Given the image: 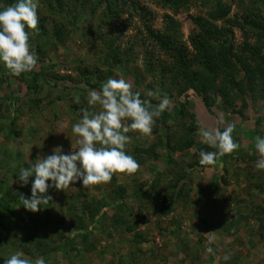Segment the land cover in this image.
<instances>
[{
    "label": "rangeland",
    "instance_id": "1",
    "mask_svg": "<svg viewBox=\"0 0 264 264\" xmlns=\"http://www.w3.org/2000/svg\"><path fill=\"white\" fill-rule=\"evenodd\" d=\"M134 1L144 8L143 15L125 9L121 6L122 0L120 5L119 0H100L102 8H99L94 16L91 15L96 8L93 0H86L84 5L81 2L76 4L77 12L81 13L79 18L77 16L78 24L86 21L89 16L94 18L97 24H109L106 12L109 14L117 12L121 16L118 20L121 24L118 27L108 28L107 25H102L101 31L97 34L102 42L104 38L119 37L116 42L117 45H121V51L117 53L119 62L114 63L113 67L100 66L96 56L88 52L98 47L92 46L90 49L86 40L78 37V33L82 31L78 24L76 25L78 28L74 29L72 36L67 37L66 42L54 46V41L65 26L56 28L54 24L53 29L49 22L45 26L51 29V33L45 44L40 38L30 35L31 49L36 53L39 46L46 52L44 58L37 55L38 61L34 70L37 71L43 65L47 70L43 81H36L37 89L33 93H27L24 78L20 75H10L4 63L0 61V219L7 221L9 226L7 229H0V256L8 259L17 251H21L25 257L31 258L34 264L38 259H42L44 264H102V261L104 264H132L129 258L134 260L141 258L143 261L149 249L153 250L152 256L155 255V259H159L156 260L160 261L158 264L170 262L168 255L175 250L188 258L190 264H211L213 256L216 259L215 264H264V239L261 238L262 244L258 241L259 236L256 237L263 224L256 218H250L248 213L250 211L248 208L254 211L261 209L262 214L264 213V172L261 171L263 177L259 174L255 178L253 174L252 182L259 185L253 187L249 179L250 173L258 168L254 162L252 166L242 164L245 176L232 180L236 183L226 187L223 181H218V176L220 178L223 174V167L218 168L214 163L211 165L199 163V152L204 144L200 135L201 129L215 127L224 129L227 125H233L232 136L238 129L244 133L240 138L238 134L234 136L235 139L238 138L239 145L243 147L246 145L253 154L258 153L255 138L264 137V83L258 86L244 84L241 90L234 93L233 108L227 105L228 101L224 100L218 91L215 92L222 87L221 78L212 81L211 89L207 90L210 94L205 90L197 92L193 89L182 93H176L175 90L166 93L162 86L161 71L166 67L163 61L165 64L168 63L165 54L167 51L151 38L148 32H152L153 35L164 34L179 25L180 36L186 40L192 28L190 16L203 15L204 9L197 5L186 10L184 7L172 10L164 8L157 0ZM221 1L228 4L232 0ZM237 1L230 3L229 15L218 18L216 25L227 27L224 21L235 13L242 20V11L250 8L249 12L256 8L264 12V0H241L240 3ZM244 2L245 5H241ZM242 6L244 8H240ZM231 28L233 35L229 42L237 46L242 42L241 33L237 27ZM129 50L131 52H128ZM109 71L110 75L106 77ZM57 75L63 79L57 78ZM110 77L125 79L132 84L133 91L140 92L141 98L150 99L153 105L159 104L164 97L169 99L170 103L165 111L170 115L176 113L179 115L175 121L169 119L165 122L168 126L167 132L172 137V144L176 142L175 149L171 152L174 161L163 168L161 161L164 160L166 151L159 145L158 161L154 160L150 166L141 167L132 174L114 173L112 178L115 181L86 188L83 187L82 181L70 184V188L63 191L50 187L47 195L52 197L51 201L42 204L37 212L26 210L20 199L11 205L15 215L11 210H5L9 195L6 194L5 188H2L3 184L13 196L19 197L18 189L19 191L25 189V198L31 196V183L35 177L34 175L30 177L29 183L21 187L18 180L21 167L31 166L38 155L41 157L51 155L52 149L56 146L62 147V154H68L78 147L77 136L72 132V126L81 119L80 110L90 107L87 104L88 92L93 89L101 90L102 83ZM150 91L156 95L147 97ZM77 96L80 98L78 104L74 102ZM204 97L212 101L210 107L204 105L202 101ZM181 105L184 106V112H179ZM240 112L244 114L243 117L238 114ZM193 114L196 121L192 118ZM210 116L211 120L207 121ZM220 119L226 123L218 124L217 121ZM257 119L262 122L257 123ZM161 120V115L156 118L150 135L137 131L126 133L132 138L126 145L127 154L133 156L136 148L142 149L152 142L159 143L158 139H161L163 144L165 132L161 130ZM242 127L246 131L242 130ZM254 127L258 133L253 137L249 136V144L244 143L242 140L246 139L248 130ZM204 151L208 152V149ZM153 165L157 167L156 172L151 170ZM169 169L173 170L172 174L170 173L172 170L167 173ZM177 172L183 175L179 178ZM12 173H17V177L14 178ZM51 183L49 181V184ZM113 183L115 184L112 186ZM242 183L252 186L250 192L253 201L238 200L240 207H237L231 201V197L244 193ZM147 188L152 192L146 198L143 194L148 193ZM163 190L169 200L176 198L179 202L166 217H158L148 208L154 205L153 201L161 200ZM113 192H117V195ZM120 194L121 198L117 199ZM98 196H103L109 205L103 209L104 220L115 219V223L120 227L126 228L130 225L133 231H123V228L117 229L109 226L107 222L102 223V227L93 231L87 240L77 239L82 245L79 246L82 249L81 254L77 253L80 261L72 260L67 257V253L75 254L74 248L70 249L67 241V235H73L67 232L71 222L66 221L68 215H65L66 220L63 222L59 219L67 209H71L72 212L75 209L77 214L82 213ZM121 201L122 204L119 205ZM235 215L241 218L235 226L225 224L230 223ZM24 222L35 232L38 239H47L48 242L43 246L45 254L32 257L34 250L30 255L24 252L26 243L22 235L28 233L23 227ZM225 225L232 233L220 230ZM62 232L65 238L63 235L59 236ZM138 233L140 237L136 238ZM137 247H141L139 254L134 252ZM209 247L213 249L212 253L207 251ZM85 254L88 259L82 258ZM106 254L105 260L102 259ZM225 255L230 256V259L225 261L223 259ZM182 256H175L174 259ZM208 256L212 257L211 260L206 259ZM89 259H92L91 263Z\"/></svg>",
    "mask_w": 264,
    "mask_h": 264
},
{
    "label": "trees",
    "instance_id": "2",
    "mask_svg": "<svg viewBox=\"0 0 264 264\" xmlns=\"http://www.w3.org/2000/svg\"><path fill=\"white\" fill-rule=\"evenodd\" d=\"M93 1L96 3V8L91 13L92 16L96 14L95 12L99 11V8H102L100 5V0ZM233 1L234 0L230 1V3ZM240 1L241 0H238L237 2L240 3ZM15 2L16 0H0V10H2L3 7L11 5ZM78 2H81L82 5H84L86 3V0H38L39 6L37 9V13L40 19L38 25L39 32L37 33L36 30L29 29V35L33 34L35 37L40 38L45 44L48 41L49 33H51V29L48 26H45L47 22L51 23L50 26L53 29L54 24H56V28H62L65 26L63 30L61 29V32L58 34L56 40L54 41V46H57V44L62 45V42H66L68 40L67 37L72 36L74 29L78 28L77 26L79 25L81 27L80 30L82 31H80V33L77 32L79 34H77L78 37H82L83 39H85L88 44L87 47H90V49L92 46L98 47V49L93 51L89 50L88 52H90L93 56H96L98 64H100V66L102 65L113 67L114 63L119 62V55H117V53L118 51H121V45H117L116 43L117 38L119 37L113 36L104 38L102 42L97 34H99V32L101 31L102 25H107L108 28H112L113 26L118 27L121 24L118 22L121 16L118 15L117 12H115V14H109L106 12V18L111 24H97L95 22V19H92L90 16L86 21L78 24L76 20H78L81 15L80 11L77 12L76 8V4ZM120 2L121 0H119V5ZM157 2L164 8H169L172 10H180V8L182 9L183 7L186 10L191 6L195 7L197 5L199 8L204 9L203 15L197 14L190 16L192 28L190 29L189 35L187 36L186 40H184L183 37L180 36L179 25L175 26L174 29L171 28L164 34L157 33L156 35H153L151 34L152 32H148L150 37L158 42L167 51V53L165 54L167 55L168 63L165 64V62L163 61L166 67L161 71L163 79L162 86L166 93H171V91L173 90H175L176 93H182L189 89H193L197 92H203V90L207 92V90L211 89L212 81L217 78H221L222 87L215 92L218 91L219 95L224 100L228 101L227 105L233 108L232 106L234 105V93L237 90H241L244 84L247 86H258L264 83V12L260 8H256L252 12H249L251 8L242 11V20H240L239 15L235 13L231 18H227L226 21H224L227 27L224 25H221L220 27L216 25V21L218 18H224L225 16L229 15L228 13L229 11H231L230 3L224 4L221 0H157ZM241 5H245V2L244 4L241 3ZM121 6H123L127 10H132L139 15L144 14V8L134 0H122ZM240 8H244V6ZM48 19H50V21H48ZM232 26L237 27L241 33L242 42L237 46H234L233 43L229 42V38L233 35V30L231 28ZM133 50L134 48L131 49V51ZM131 51L129 50L128 52ZM152 52L151 55L153 54ZM36 53L40 58H44L46 52L44 51L43 47L40 48L38 46ZM147 53L150 54V52ZM144 57L146 58L145 55ZM169 63L170 66L167 67ZM39 64H41V61L39 62ZM45 69L46 67L43 65L40 66L37 71L33 69L31 72L21 73L20 76L21 78H24L27 93H33L37 89L36 81H43V79L47 75V70ZM108 75H110V71L108 72L106 77H108ZM57 78L63 79L60 75H57ZM202 101L207 107H210V105L212 104V101H210L209 98L207 99L204 97L202 98ZM179 112H184V106L181 105V110ZM238 114H241L240 116L242 117L244 116L242 112ZM161 116V130H164L163 133L165 132L163 135V144L161 139H158L160 141L159 143L152 142L149 145L142 147V149L136 148L135 153L133 152L134 154L132 155L140 165L139 168L150 166L149 164L154 160L158 161L160 153L157 148L159 145L160 147L162 145L166 151V156L164 160L161 161L163 164V168L167 167L174 161V159L171 158V152L173 151V149H175L174 147L176 146V142L174 143V145L172 144V137L170 136L171 134L167 132L168 126L165 125V122L169 119L175 121V119H177V116L179 115L177 113L175 115H170L166 111H163ZM192 118L194 119V121H196L194 114L192 115ZM257 120V123L262 122V120ZM220 130L223 131L224 129L220 128ZM252 130V134L255 136L256 133H258V130H255V127ZM233 140L239 145L237 141L238 138L235 139L233 136ZM201 147L202 150H205L207 148L208 151H218L217 148L205 143L202 144ZM260 159V155L258 156L256 153L253 154L249 151L246 152V148L239 145V147L233 152L218 156L215 160L214 166H217L218 168L223 167V174L220 175V178L218 176V181H223L224 186L226 187L232 183H236L235 181L232 182V180H238V178H243L242 176H245V172L243 168H241L242 164L252 166V163L254 162V164L256 165V163ZM151 170L156 172L157 167L153 165L151 167ZM170 170L172 169H169L167 173ZM261 171L264 172V170L262 169H256L255 172L251 171L252 173H250L249 177L250 181H253L251 180L253 174L255 178L259 174L263 177V172ZM170 173L172 174L173 170ZM160 174L163 175L162 172H160ZM182 175V173L180 174L177 172V176H179V178ZM12 176L16 178L17 173H12ZM113 181L115 180H113L112 178L111 182ZM47 183H49V181ZM114 184L115 183H113L112 186ZM252 184L254 185L253 187L259 186L257 182H252ZM242 187L244 189V193L231 197V201L237 207H240V205L237 203L238 200H250L251 202L253 201V195L250 192L252 186L242 183ZM2 188H5L6 194L9 195V198L6 201L7 205L4 207V209L7 211L11 210V212L15 215V213L13 212L14 208H12L11 205L14 204V202L17 201L19 197H16V195L13 196L10 190L6 189V186L4 184L2 185ZM149 188L151 187L149 186ZM149 188L146 189V191L149 190L148 193L143 194V196L146 198L147 196H150L152 192ZM164 191L165 190H163L161 200L155 202L153 201L154 205L148 208L153 215H157L158 217H166V215L171 213L176 204L179 202L177 201L178 199L176 200V198H171L169 200ZM19 192L25 197V189H22L20 191L18 189V193ZM114 194L117 195V192H115ZM121 196L122 195L120 194V196L116 198L119 199L121 198ZM93 200L94 201H92L80 214H77L75 209H73V212L71 211V209H67L65 214H62L63 217L59 219L60 221L63 222L64 220H66L65 215H68V219L66 221L71 222V225L67 232L68 234L72 233L73 235H67L68 241L72 240L74 237L87 240L89 236L92 235L93 229L98 230V228L102 227L99 223L102 219L104 220L103 217H105L103 209L107 208L109 205L108 202L104 200L103 196H101L100 198H94ZM118 204H122V201ZM248 209L250 210H247L250 218H256L263 224L262 228L260 227L258 230V235H256V237L259 236L258 241L263 244V240H261V238L264 239V213L262 214L263 210L255 209L254 211L251 208ZM233 219V221L231 220L230 223L226 222L225 224L235 226L237 221H239L241 218L235 215ZM115 221V219L109 218V221L107 220V223L109 226L112 225L114 227H117V229L123 228V231H133L130 225H127L126 228L122 226L120 227L115 223ZM8 227L9 226L7 221L0 219V229H7ZM23 227L24 229H27L28 232L27 234L22 235L24 237L23 240L26 243L23 249L24 252L30 255L34 250L35 252L31 255L32 257L45 254V249H43L45 247L43 246H45L48 242L47 239H38L37 235L34 234L35 232L31 230L30 226L26 222H24ZM225 227H227V225H225L223 228L220 227L221 229H219L222 232L228 231L229 233H232V230H227L228 228ZM59 236L65 238L63 232ZM135 237H140L139 233ZM137 251L138 250L134 252ZM5 260L6 259L0 256V264H4Z\"/></svg>",
    "mask_w": 264,
    "mask_h": 264
},
{
    "label": "clouds",
    "instance_id": "3",
    "mask_svg": "<svg viewBox=\"0 0 264 264\" xmlns=\"http://www.w3.org/2000/svg\"><path fill=\"white\" fill-rule=\"evenodd\" d=\"M38 6V0H16L0 10V61L10 75L31 72L37 65L38 56L31 49L28 30L39 32ZM155 95L151 91L147 93V97ZM74 102L80 103L79 96ZM169 103V99L164 97L159 104L153 105L150 99H142L140 92L133 91L132 84L123 78L110 77L102 83L101 90H90L87 95L90 107L80 110L82 117L72 126L78 147L72 148L73 151L68 154H62V147L56 146L51 155H38L31 166L20 168L18 180L21 187L29 183L30 177H35L31 183V196L25 198L19 194L21 204L26 210L37 212L42 204L51 201L52 197L47 195L50 187L63 191L70 188V184L82 181L86 188L110 182L114 173L136 172L140 165L125 150L132 139L126 133L137 131L150 135L156 118L167 109ZM217 123L226 122L220 119ZM233 127L227 125L223 131L219 127L200 130L203 142L218 149L215 152L201 150V165H211L218 156L231 153L239 147L233 140ZM249 130L253 133L252 129ZM255 146L261 156L256 167L264 170V137L257 136ZM207 251L212 253L213 249L209 247ZM223 259L227 261L230 256L225 255ZM4 264L34 262L17 251ZM35 264H44V261L38 259Z\"/></svg>",
    "mask_w": 264,
    "mask_h": 264
},
{
    "label": "crops",
    "instance_id": "4",
    "mask_svg": "<svg viewBox=\"0 0 264 264\" xmlns=\"http://www.w3.org/2000/svg\"><path fill=\"white\" fill-rule=\"evenodd\" d=\"M211 116H210V118L209 119H207V121H210L211 120ZM241 127V126H240ZM243 129H244V127H242ZM249 131V133L251 134V137H253L254 135L252 134V132L250 131V130H248ZM237 133L235 134L234 133V135L233 136H237V134L239 135V138H240V135H244V133L240 130V132H239V129H238V131H236ZM247 133V132H246ZM250 134H248L247 133V137H246V139L245 140H242L244 143H248L249 144V135ZM242 138H244V137H242ZM254 140V139H253ZM244 147L246 148V152H252V150L250 151V148L249 149H247V146L246 145H244ZM253 153V152H252ZM257 153V152H256ZM258 154V153H257ZM98 198H100L99 196H98ZM107 222V220L105 219V220H101V222L99 223L101 226H102V223H106ZM93 231H95V229H93ZM74 239V240H73ZM72 240H70V241H68V245H69V248L71 249V247H73L74 248V253L75 254H70V253H67V257L68 258H70V259H72V260H77V261H80V258H78V255H77V253H79V255L81 254V248L79 247V246H82V245H80L79 244V242L77 241V239L79 240V238H73ZM138 249V251L136 252V253H138V252H140V249H141V247H137ZM148 248H150V247H148ZM77 249H78V252H77ZM146 249V248H145ZM119 251V250H118ZM147 251V250H146ZM145 251V252H146ZM148 251L149 252H147L148 253V255H146L145 256V259L143 258V261H141V258H139V259H133V258H129V261L132 263V264H139V262L141 263V264H158V262H160V261H156V260H159L158 258L157 259H155L156 258V256L155 255H153L152 256V252H153V250H149L148 249ZM146 253V254H147ZM139 254V253H138ZM154 254V253H153ZM141 255V254H140ZM182 256V253L181 252H178L177 250H175V251H173V252H171V254H169L168 255V258L169 259H171V261L169 262V261H166L165 262V264H190V261H189V259L188 258H185V257H180V258H176V259H174V257L175 256ZM105 256H107V254L106 255H104L103 257H102V259H104L105 260ZM82 257V256H81ZM149 257H151V258H149ZM83 259H88L87 258V255L85 254V256L84 257H82ZM110 258H111V255H110ZM166 258H167V256H166ZM210 258H212L211 256H208L206 259L207 260H211ZM93 259V258H92ZM92 259H89V262L91 263V261H92ZM155 259V260H154ZM134 260V261H133ZM138 260H139V262H138ZM204 260V259H203ZM216 259L214 258V256H213V259H212V263L211 264H215V261ZM88 261V260H87ZM205 261V260H204ZM142 262H145V263H142ZM148 262V263H147ZM102 264H104V261H102ZM160 264V263H159Z\"/></svg>",
    "mask_w": 264,
    "mask_h": 264
}]
</instances>
